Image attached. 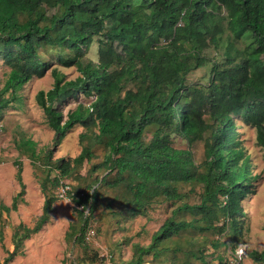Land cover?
Masks as SVG:
<instances>
[{
	"label": "trees",
	"instance_id": "obj_1",
	"mask_svg": "<svg viewBox=\"0 0 264 264\" xmlns=\"http://www.w3.org/2000/svg\"><path fill=\"white\" fill-rule=\"evenodd\" d=\"M227 30L245 39V47L229 40L225 60H212L209 84L189 83V73L209 60L206 50L219 47ZM96 39L94 61L85 56ZM48 49H57L58 63L75 65L79 74L68 78L53 67L44 54ZM0 58L9 67L0 113L27 82L51 70L53 85L40 89L36 100L55 142L81 124L106 148L93 169L108 172L97 185L75 189L74 201L89 208L75 207L80 223H71L66 232L75 244L87 250L89 216L102 196L101 186L109 184L124 188L114 199L121 200L128 216L147 215L159 199L174 204L151 242L135 243L124 264H146L149 254L159 258L163 242L185 232H225L236 247L242 234L241 198L253 179L250 156L237 139L236 115L255 127L264 147V0H0ZM9 91L13 95L5 97ZM79 94L90 102L65 113L63 106ZM178 137L188 147H178ZM198 141L204 142L200 163L192 149ZM35 143L27 140L32 151ZM52 152L47 162L58 186L95 156L91 145L74 157L53 159ZM17 176L21 183V167ZM186 183L202 186L199 202L182 201L186 194L180 186ZM24 192L23 187L0 209L17 210ZM55 200L46 193L36 223H19L13 233L16 250L9 252L6 264L49 220ZM249 255L264 262V249Z\"/></svg>",
	"mask_w": 264,
	"mask_h": 264
},
{
	"label": "rangeland",
	"instance_id": "obj_2",
	"mask_svg": "<svg viewBox=\"0 0 264 264\" xmlns=\"http://www.w3.org/2000/svg\"><path fill=\"white\" fill-rule=\"evenodd\" d=\"M229 40L239 48L245 47L247 41L235 39L227 30L219 47L211 46L205 55L209 60L188 75V82L194 86L205 87L210 82L212 60L223 62L226 58V44ZM57 49H48L44 54L49 57L53 67L75 78L79 71L75 65L63 66L58 63ZM94 61L98 58L97 39L91 44L85 56ZM9 67L0 58V90L2 89ZM54 77L49 70L42 77H33L27 82L14 99L0 113V204H11L13 197L24 187L25 192L19 197L17 210L10 212L0 209V264H6L5 258L10 251L16 250L13 243V233L19 223L33 226L43 212L45 194L56 198L50 212L49 220L42 229L23 241L17 249V254L7 264H124L133 256L134 244L147 245L152 234L170 215L174 204L165 199H159L148 209L147 215L128 216L121 200L114 199L116 193H122L123 187L116 189L109 184L101 186L102 196L97 201L95 211L89 216L88 231L94 233L84 245L75 244L72 238L66 236L71 223L79 225L78 210L69 200L58 196V185L54 181L55 171H50L47 154L53 149L52 158L74 157L83 146L91 145L95 156L73 172L66 179L75 190L90 188L108 171L105 168L93 169V166L104 159L105 146L95 139L93 130H87L83 125H74L59 142H55V132L48 125L43 109L36 100L40 89H49ZM9 91L5 97H11ZM91 98L79 94L63 106L65 113L74 109L80 102L88 104ZM237 139L250 156V171L253 176L248 191L241 198L243 213L242 234L237 241L225 232H185L173 236L163 242L165 247L159 258L152 254L146 256V264H200L207 261L210 264H264L250 257L253 249H264V147L258 144L256 129L246 123L240 115L235 116ZM97 131V130H95ZM86 136L81 138V133ZM36 143L32 151L27 140ZM178 147H188L181 138L176 139ZM197 163L204 159V142L198 141L192 146ZM21 167V184L17 176ZM193 189H191V187ZM45 187V191L42 189ZM184 196L182 201L195 203L200 200L202 186L200 184H181ZM22 198L24 200H22ZM217 240L221 241L218 246ZM180 246V248H178ZM236 251V252H235ZM89 257V258H86ZM91 259H95L90 262Z\"/></svg>",
	"mask_w": 264,
	"mask_h": 264
},
{
	"label": "built area",
	"instance_id": "obj_3",
	"mask_svg": "<svg viewBox=\"0 0 264 264\" xmlns=\"http://www.w3.org/2000/svg\"><path fill=\"white\" fill-rule=\"evenodd\" d=\"M84 195V192H81V196ZM58 196L64 200H69L71 204L79 209H83L85 212H88V207L82 202H75L74 197H78L75 193V190L72 188L71 184L67 180H62L59 187H58ZM94 233V230H90L86 237L89 238Z\"/></svg>",
	"mask_w": 264,
	"mask_h": 264
}]
</instances>
